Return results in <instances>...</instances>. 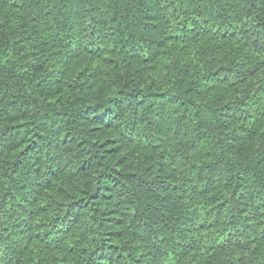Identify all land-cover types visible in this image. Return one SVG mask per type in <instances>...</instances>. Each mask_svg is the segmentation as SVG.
<instances>
[{"label":"trees","instance_id":"trees-1","mask_svg":"<svg viewBox=\"0 0 264 264\" xmlns=\"http://www.w3.org/2000/svg\"><path fill=\"white\" fill-rule=\"evenodd\" d=\"M0 264H264V0H0Z\"/></svg>","mask_w":264,"mask_h":264}]
</instances>
